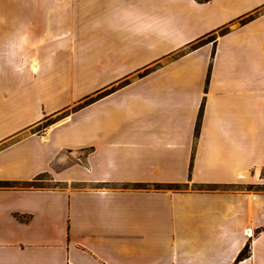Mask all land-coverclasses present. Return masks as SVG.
<instances>
[{
  "label": "crops",
  "instance_id": "1",
  "mask_svg": "<svg viewBox=\"0 0 264 264\" xmlns=\"http://www.w3.org/2000/svg\"><path fill=\"white\" fill-rule=\"evenodd\" d=\"M40 175L0 264H264V0H0V181Z\"/></svg>",
  "mask_w": 264,
  "mask_h": 264
},
{
  "label": "trees",
  "instance_id": "2",
  "mask_svg": "<svg viewBox=\"0 0 264 264\" xmlns=\"http://www.w3.org/2000/svg\"><path fill=\"white\" fill-rule=\"evenodd\" d=\"M222 32H225V30H223ZM210 40L208 39H204L203 41H201L200 43H198V45L205 43L206 41ZM92 101V100H90ZM88 101H86V103H84L83 105L79 106L78 108H81L82 106L86 105ZM41 176L44 175H40L36 180L31 181V182H25L23 183L25 186H30L33 185L34 182H36L39 178H41ZM9 184H13L9 181H0V186H7ZM149 185L147 184H135L136 188H147ZM197 189H203L204 187H206V185H195ZM212 185H208L207 187H211ZM154 187L156 189H187L188 188V184H178V183H169V184H154ZM251 255V244L247 243L246 246L244 247V249L240 252V254L238 255V257L236 258L235 262L233 264H238L240 261L248 258Z\"/></svg>",
  "mask_w": 264,
  "mask_h": 264
},
{
  "label": "rangeland",
  "instance_id": "3",
  "mask_svg": "<svg viewBox=\"0 0 264 264\" xmlns=\"http://www.w3.org/2000/svg\"><path fill=\"white\" fill-rule=\"evenodd\" d=\"M211 38H209V39H211ZM66 42H69V41H66ZM65 48H68V45L65 44ZM84 103H86V100L84 102L76 105V106H73V107H71L69 109H66V110L62 111L60 113V116H58V117L54 116L52 118L45 119L44 121H42V125L40 126V128L45 127V126H47L49 124H52L54 121L59 120L64 115H66L70 110H73L74 108H78L79 106L83 105ZM7 186H10V187H21V188H26V187H52V186H54V183H52L50 181V178L47 175H44V176H41V178H39L36 182L33 183V185H30V186H25L24 184H20V183L19 184H9Z\"/></svg>",
  "mask_w": 264,
  "mask_h": 264
},
{
  "label": "bare ground",
  "instance_id": "4",
  "mask_svg": "<svg viewBox=\"0 0 264 264\" xmlns=\"http://www.w3.org/2000/svg\"><path fill=\"white\" fill-rule=\"evenodd\" d=\"M35 69V68H34ZM38 69V68H37ZM248 234V233H247Z\"/></svg>",
  "mask_w": 264,
  "mask_h": 264
}]
</instances>
